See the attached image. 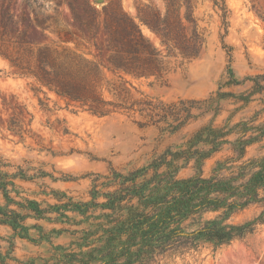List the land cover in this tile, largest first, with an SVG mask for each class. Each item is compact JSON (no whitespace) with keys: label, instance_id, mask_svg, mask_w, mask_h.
Instances as JSON below:
<instances>
[{"label":"rangeland","instance_id":"obj_1","mask_svg":"<svg viewBox=\"0 0 264 264\" xmlns=\"http://www.w3.org/2000/svg\"><path fill=\"white\" fill-rule=\"evenodd\" d=\"M70 1L85 6L84 0H30L31 5L27 0H0V17L8 7L19 20V29H27L29 41L62 43L61 38L67 34L71 38L68 45L78 43L79 49L93 58L97 49L82 39ZM88 1L98 10L119 2L135 17L138 5L152 2L163 7L162 0ZM226 3L230 13L224 38L222 20L212 0H199L196 15L206 36L202 54L182 65L173 62L162 79H133L138 90L164 102L201 100L220 92L217 112L200 114L194 109L197 117L173 134H162L154 126L141 128L121 113L99 117L46 88L36 90L33 78L15 73L10 61L0 55V156L10 163L7 170L15 184L11 195L19 202L8 204L0 192V206L27 214L25 228L17 233L12 226L0 224V252L6 254L13 247L11 255L16 258L7 260L8 264H22L41 253L47 255L52 244L67 247L74 237L69 230H78L75 236L80 237L87 225L86 216L97 221L94 216L126 214L129 198L133 196L132 203L138 202L139 194L133 189L141 186L143 169L149 167L151 176L149 164L155 157L188 148L187 141L198 130L203 137L207 127L229 131L225 136L229 142L206 160L205 175L211 173L216 159L234 154L232 144L239 137L253 140L245 159L264 154V0ZM36 20L45 27L36 26ZM142 30L159 43L146 26ZM12 120L27 129L24 139L8 128ZM209 147L207 141L198 140L194 149ZM193 160L180 170L181 176L194 173ZM164 169L163 165L160 170ZM119 197L123 200L116 205L114 198ZM32 205L40 211H30ZM260 211L252 206L235 219H249ZM167 264H264V225L245 240L228 246L215 249L205 245L183 255H171Z\"/></svg>","mask_w":264,"mask_h":264},{"label":"trees","instance_id":"obj_2","mask_svg":"<svg viewBox=\"0 0 264 264\" xmlns=\"http://www.w3.org/2000/svg\"><path fill=\"white\" fill-rule=\"evenodd\" d=\"M162 1L163 7L152 2L138 5L136 17L119 2L105 4L101 10L88 0L83 1L85 6L68 2L82 39L97 49L93 58L87 57L78 43L68 45L71 38L67 34L62 43L29 41L27 29H19V20L7 7L0 17V55L10 61L15 73L33 78L36 90L46 88L99 117L121 113L141 128L154 126L162 134H173L197 117L194 109L200 114L217 112L221 97L217 92L201 100L164 102L134 85L133 79H162L173 62H190L205 48V29L196 15L199 0ZM27 3L31 5L30 0ZM212 4L222 20L224 38L230 9L226 0H212ZM35 25L45 27L39 20ZM142 26L158 38V44L144 34ZM224 47L231 51L225 43ZM8 128L24 139L27 129L19 121L12 120ZM228 133L224 127H207L204 137L202 131H196L187 141L188 148L155 157L149 164L151 176L149 167L143 169L141 186L133 189L139 194L138 202L132 203L131 196L126 214L94 216L97 221L86 216L87 225L80 237L75 236L78 230H69L74 237L67 247L52 244L49 254L41 253L21 263L167 264L171 255H183L205 245L218 249L253 235L264 225V154L245 159L253 140L236 139L234 154L216 159L211 173H204L206 160L229 142L225 138ZM198 140L207 141L210 147L194 149ZM192 159L194 173L181 176L180 170ZM163 165L165 169L160 170ZM8 166V160L0 156V192L8 204H19L11 195L15 184ZM122 200L114 198V203L119 205ZM252 206L261 209L258 215L235 219ZM30 211L40 210L32 205ZM26 215L0 206V224L12 226L16 233L25 228ZM12 251L9 247L6 254L0 252L1 264L16 259Z\"/></svg>","mask_w":264,"mask_h":264},{"label":"water","instance_id":"obj_3","mask_svg":"<svg viewBox=\"0 0 264 264\" xmlns=\"http://www.w3.org/2000/svg\"><path fill=\"white\" fill-rule=\"evenodd\" d=\"M98 1H100V2H101V1H103V0H98Z\"/></svg>","mask_w":264,"mask_h":264}]
</instances>
